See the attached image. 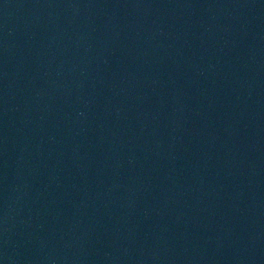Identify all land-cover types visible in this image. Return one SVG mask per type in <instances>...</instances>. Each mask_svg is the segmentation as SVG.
<instances>
[{
  "label": "water",
  "instance_id": "95a60500",
  "mask_svg": "<svg viewBox=\"0 0 264 264\" xmlns=\"http://www.w3.org/2000/svg\"><path fill=\"white\" fill-rule=\"evenodd\" d=\"M0 264H264V0H0Z\"/></svg>",
  "mask_w": 264,
  "mask_h": 264
}]
</instances>
